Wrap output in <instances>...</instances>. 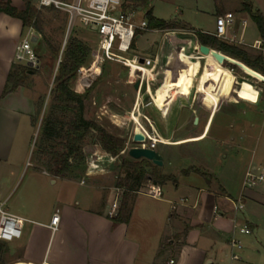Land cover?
Instances as JSON below:
<instances>
[{
	"label": "crops",
	"instance_id": "0c3cea01",
	"mask_svg": "<svg viewBox=\"0 0 264 264\" xmlns=\"http://www.w3.org/2000/svg\"><path fill=\"white\" fill-rule=\"evenodd\" d=\"M248 2L252 11L264 17V0ZM25 5L21 0L14 6L23 10ZM227 12H233L237 19L229 29V37L235 38L236 45L260 53L251 46L261 37L257 22L251 12L243 9L242 0L239 13L223 8L216 12V17ZM185 24L193 32H214ZM24 30L20 18L0 12V201L4 202L7 211L25 219L21 237L0 240L4 264L18 261L31 264H264V180L254 187L243 186L249 168L264 167V108L261 106L264 96L259 86L264 77L258 71L242 70L244 75H239L238 81L246 91L229 93L220 99L216 109L202 101L200 95H190L195 84L189 90L190 96H179L184 98L172 104L168 117H164L152 103L147 110L142 107L144 96L149 98L148 93L142 91L143 101L139 108L152 127L156 128L157 122L153 120L156 122L153 123L149 117H162L158 125L161 135L174 138L168 130L176 104L177 113L193 117L196 123L194 135L207 133L197 141L177 145L157 143V150L164 160L161 168L168 167L171 171L176 159L164 154V146H193L194 152L189 154L192 161L178 168L182 177L176 178L175 182L151 183L160 187V197L130 190L134 196L129 201L127 198L128 219L115 222L108 214L110 203L119 189L123 191L119 201L124 199V190L114 186L102 197V188L95 184L97 177L109 172L75 178L71 171L59 176L46 166L39 152L28 160L40 95L33 94L25 82L16 90L8 91V76L13 65L19 64L15 61V50ZM172 31L175 33L167 35L170 45L186 40L185 32ZM149 32L161 34V37L154 39L148 50H154L155 58L166 56L167 40L163 31L152 28L146 31ZM194 38L193 45L202 44L198 37ZM192 46L190 50H193ZM194 52L199 57L202 54ZM209 55L205 57L211 65L219 63ZM144 56L154 59L149 51ZM202 58L198 76L203 66ZM214 68L217 73L210 80L218 78V69ZM137 96L136 90L132 111ZM146 126L151 128L150 124ZM110 165L107 161V168ZM235 202H242L243 208L237 209ZM54 213L60 216L56 229L51 226ZM245 224L249 233L239 231ZM232 238L239 241L240 247L231 245ZM232 254L238 258L233 259Z\"/></svg>",
	"mask_w": 264,
	"mask_h": 264
},
{
	"label": "rangeland",
	"instance_id": "374dc122",
	"mask_svg": "<svg viewBox=\"0 0 264 264\" xmlns=\"http://www.w3.org/2000/svg\"><path fill=\"white\" fill-rule=\"evenodd\" d=\"M6 1H8L12 6H14L15 3L20 4L21 2V0H0V2ZM28 1H30L34 5V7L40 11L39 15L43 27L42 34L37 32V30L35 29L37 35L35 34V38L32 41V46L35 49L40 60L39 66L37 68H31V70H29V72H27L24 76V82L26 86L30 88L33 94L40 95L38 101V111L35 116V127L33 129L31 144L28 152V160L31 161L38 154V151L40 152L39 148L43 144L51 145L53 146V150L60 151L58 139L46 140L43 136V125L45 123V119H47L49 115H54L64 121H69L72 118V114L70 112L63 113L60 108L55 106L57 104L53 101L54 93L52 91L55 87V77L58 74L59 62L63 58V50L65 48V45L70 40V38L77 37L87 43L92 49H94L96 46L97 37L94 32L88 30L79 22H76L73 27H69V15L66 11L57 9L53 6L39 7L36 5V2L34 0ZM240 4L241 0H147L146 3H140L139 1L134 0H125V5H127L128 7L143 6L144 10L150 8L152 14L160 19H164L166 21H176L180 24H183L185 22L192 26L194 29H203L211 32L215 31L216 28L217 11H220L223 8H229L239 13ZM142 15L143 12H139L137 16L141 17ZM251 23L252 22H250V25ZM30 24H32V22H27L21 38H23L27 34ZM166 30L172 31L174 29ZM176 31L185 32V37H183L186 38V40L191 39L192 41L193 39L195 41L194 36L190 34L193 31H190V29H176ZM38 33L40 35H38ZM160 37L161 34L155 32H145L140 39H136V43L132 47V51L138 53L140 56H144L149 51L150 56H153L155 58L156 55L154 50L150 51V49L148 50V48L151 44H154V39H160ZM178 38L182 37L179 35ZM49 43L59 49L58 55L54 54L51 51ZM191 44H193V42ZM171 48L172 46L170 45V42L166 41V54L170 52ZM91 54L90 58L92 59ZM124 54L128 53H122L119 51L114 52V55L116 56H121ZM202 56L203 66H201L202 68L198 76L196 87L190 93L191 96L196 97L197 94L200 95L202 101L209 103L212 108L216 109L221 103L220 99L227 97L229 93L231 94L233 92L234 94H241L242 92L246 91L244 90V88L240 87L242 85H240L238 81L239 75H244L243 71L238 65L226 61L224 57L217 59L219 63L215 62V64L212 65L218 69V78L216 77L210 80L213 77V74L210 73L209 70V61H207L208 58L205 57L207 55H203L202 53L200 57ZM33 69H35V72ZM102 70V73L97 77V79H95L94 87L88 96L89 98L86 101L85 118L94 120L98 125L103 127L108 132L113 133L114 135L125 140L124 148L130 149L131 147L137 145L133 142L132 136L134 135L138 122H141L143 124L145 132L147 133V140L142 142L144 146L150 143L149 140H154L155 142L157 141L161 145H177L181 143L197 141L206 136L207 132L203 133L202 135H194L196 131L194 124L196 123H194L195 121H193V117L190 118L181 113H177V104L174 112L169 118L170 127L168 130V134L172 135L174 138H169L161 135L160 126H158L160 118H162L161 116L160 118L149 117L152 121L154 120L157 122V130L155 127H153L152 129H148L146 125H149V122L146 117H143V113L139 108L143 101L142 91L144 94L145 92H147L145 83H143L145 91L143 89L138 93L135 107L132 111V107L134 105L136 97V89L134 87V84H131L129 82L128 68L122 66L118 62L107 60L104 63ZM77 78L78 72L75 81L71 85L75 90ZM246 78L247 77H245L244 80H246ZM131 79L133 80L134 77L131 76ZM207 80H209L208 83ZM158 83L159 85L162 83V77L160 78V75ZM263 83L264 82L260 83L259 86L261 88V94L264 96ZM199 87L200 89L198 90ZM152 90L155 94L157 93L158 88L156 84L152 86ZM148 96L149 98L147 96H144L145 99L144 103L142 104L143 108L145 106V110H147V107H151V103L154 105L152 99L150 98V93H148ZM180 98L184 97H177L173 104L178 103ZM182 101L184 103H187V101H184L183 99ZM261 106L264 108V104H261ZM114 115L119 116L121 122H116L117 118H115ZM168 115L169 113L163 116L168 117ZM130 116L138 117L131 120ZM185 119H187V121H184ZM154 121L153 123H156ZM161 145H159L158 148H160ZM192 147L193 146L191 145H183L180 147L164 146V154L167 155L168 153L170 155H173L176 157V159L171 171L170 169H168V167L161 168V166H158L159 171L163 174L174 175L175 179L181 178L182 172L178 171V168H181L187 162L189 163L192 161L191 159H189V154L194 152V148ZM82 151L84 159L77 158L75 166L72 170L73 177L75 178H80L85 174L88 154L94 151H97L98 153L102 152L103 154L107 152L102 148L98 139V134L95 132H91L86 136V138L82 142ZM39 154L40 156L42 155L41 153ZM186 157H188V159H185ZM124 158L136 160L130 157L128 155V152H126L120 158H118L116 162L110 165L111 168L109 167L107 170L109 174L99 176L95 180V184L100 185L103 190L102 197L107 196L108 191H110L114 186L120 187L124 190V192H126L128 188H130V181L126 176V170L123 168L121 162ZM163 171L169 173H164ZM151 183V181L144 182L139 187H136L134 189L140 190L143 193L148 192V185H150ZM167 185L168 187H171L170 184ZM127 195L129 201L133 198L134 193L131 194L130 192ZM122 199L123 198H121V200ZM121 200L120 205L122 202ZM129 211L130 206L128 204L127 209L125 210V214H129Z\"/></svg>",
	"mask_w": 264,
	"mask_h": 264
},
{
	"label": "trees",
	"instance_id": "16d2710c",
	"mask_svg": "<svg viewBox=\"0 0 264 264\" xmlns=\"http://www.w3.org/2000/svg\"><path fill=\"white\" fill-rule=\"evenodd\" d=\"M134 1H139L140 3L147 2V0ZM242 3L243 9L252 13L253 18L257 22L261 37H264V17L256 11H252L248 0H242ZM25 4L23 10H18L8 1L0 2V12H5L13 17L20 18L23 21L24 27H26L27 22H32L30 26L32 25L37 32L42 34L43 27L39 15L40 11L28 0L25 1ZM146 17L150 28L191 30L185 23L180 24L176 21H166L156 18L152 14L151 9L148 10ZM194 32L197 34L200 43L213 47L210 48L209 54L215 59L224 57L226 61L238 65L241 70H256L264 77V55L262 53H254L243 46L219 40L212 34L201 31ZM49 46L51 51L58 55L59 49L51 45V43H49ZM92 51L93 49L87 43L77 37H72L65 45L63 58L59 62L58 74L55 77V87L52 90L54 93L53 101L57 104L55 106L60 108L63 113L70 112L72 118L69 121H64L54 115H49L44 121L43 136L46 140L58 139L60 151L53 150V146L44 144L40 146V152L38 151L42 154L41 156H44L46 166L55 175L65 176L67 172L73 170L77 158L84 159L82 142L91 132L98 134L102 148L113 155L119 154L125 147V140L108 132L94 120L85 118L86 101L94 87L95 81L83 92H78L71 86L76 79L79 67L87 65L91 61L90 54ZM29 70L31 68L25 64H14L8 76V91H14L19 85L23 84L24 76ZM33 70L35 72V69ZM209 70L213 75L217 73L216 69L210 63ZM121 162L123 168L126 170V176L130 181V188L124 192L125 200L123 199L117 215L113 217L115 222L128 219L129 214H125V210L128 206L127 194L130 193V190L139 187L147 181L155 184L176 181L174 175L161 173L159 167L147 159L133 160L124 158ZM184 172H187V170ZM0 264H4L1 259V253Z\"/></svg>",
	"mask_w": 264,
	"mask_h": 264
},
{
	"label": "built area",
	"instance_id": "2783aa9c",
	"mask_svg": "<svg viewBox=\"0 0 264 264\" xmlns=\"http://www.w3.org/2000/svg\"><path fill=\"white\" fill-rule=\"evenodd\" d=\"M39 7H55L66 11L69 15V27H73L76 22H79L88 30L96 34V46L92 51V59L87 65H82L78 69V78L76 83V89L78 90V83H80L81 90H85L89 87L95 79L101 74L104 63L107 60L120 63L122 66L128 68L129 82L135 84L139 81V93L144 89V69H153L157 57L152 59L145 56H140L138 53L132 52L133 42L137 36H140L144 32L152 29L149 27L147 19V10L140 7H128L125 5L124 0H75L68 2L64 0H34ZM143 12L141 17H138V13ZM237 22L236 16L233 12H227L216 17V28L212 33L219 40L236 43L235 38L229 37L228 32ZM245 22V21H244ZM155 31H163L165 40L170 42L168 34H174V31H168L162 28H153ZM35 28L31 25L27 34L17 44L15 50V61L23 63L30 68H37L39 66V57L32 46V41L35 38ZM197 38L195 32L190 33ZM184 41L187 46H192L191 40ZM241 43V41H239ZM197 43V42H196ZM199 43L192 46L193 50L200 51ZM253 48L264 54V37H260L254 44ZM197 47V49H195ZM115 51L122 53H128L121 56L114 55ZM143 59V61H141ZM135 73V79H131V74ZM83 81V82H81ZM145 90V89H144ZM148 120L151 128L152 124ZM133 139V136H132ZM149 144L146 147L156 148L157 141L149 140ZM140 146H144L143 143ZM128 148H124L119 154H109V157L113 160L110 164H113L118 158L127 152ZM97 151H94L87 155V167L85 170L86 176L96 175L107 172V162H101L99 156L96 155ZM92 170V171H91ZM264 180V167L249 168L244 175L243 186L254 187ZM123 191L119 189L113 201L110 203V209L108 214L112 217L116 216L120 208V197ZM153 197H160L161 190L157 185L152 184L148 191ZM237 209L243 208L242 202H235ZM174 208V206H173ZM60 216L58 213H54L51 219V226L56 229L59 225ZM25 219L7 211L4 207V202L0 201V240L11 241L15 238H19L22 235ZM239 231L242 233H249L250 229L245 224L239 227ZM231 245L234 247H240L239 241L232 238ZM233 259H237L238 255L232 254ZM172 263L173 260H170ZM43 264V263H42Z\"/></svg>",
	"mask_w": 264,
	"mask_h": 264
},
{
	"label": "bare ground",
	"instance_id": "6f19581e",
	"mask_svg": "<svg viewBox=\"0 0 264 264\" xmlns=\"http://www.w3.org/2000/svg\"><path fill=\"white\" fill-rule=\"evenodd\" d=\"M185 43V41L181 40L179 42L174 41L171 43L172 48L166 56H158L155 62V67L152 70L144 69V83L147 87V93H150L154 105L163 115L169 113L170 107L177 97L188 96L189 90H192L198 81V72L201 64L200 57L194 52V50H190V46L185 45ZM203 54L209 55V53ZM159 75L160 78L162 77V83L160 85L158 83ZM131 76L134 77V79L136 77L135 73H132ZM154 84H156L158 88L156 94L152 90ZM80 87V83H78V89H82ZM114 117L117 118L116 122H121L119 116L114 115ZM137 117L138 116H130V119L133 120ZM135 132L144 135L145 139L142 142L147 140V133L141 122H138ZM96 155L99 156L101 162L113 161L107 156L108 154L105 155L102 152H99ZM13 264L31 263L18 261Z\"/></svg>",
	"mask_w": 264,
	"mask_h": 264
},
{
	"label": "water",
	"instance_id": "95a60500",
	"mask_svg": "<svg viewBox=\"0 0 264 264\" xmlns=\"http://www.w3.org/2000/svg\"><path fill=\"white\" fill-rule=\"evenodd\" d=\"M200 51L202 53H209L210 46L201 44ZM143 61V59H141ZM32 72V71H31ZM135 89L139 88V81L134 84ZM145 139L142 133L135 132L133 135V142L136 143V146L128 149V155L134 159H147L151 161L156 166H162L164 164L163 155L156 148L140 146L142 141Z\"/></svg>",
	"mask_w": 264,
	"mask_h": 264
}]
</instances>
